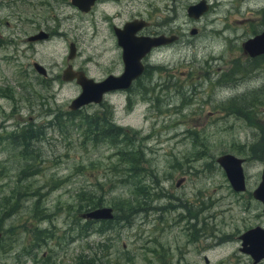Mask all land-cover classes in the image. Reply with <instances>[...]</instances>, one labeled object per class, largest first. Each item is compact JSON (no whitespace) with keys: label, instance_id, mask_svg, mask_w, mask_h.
I'll list each match as a JSON object with an SVG mask.
<instances>
[{"label":"rangeland","instance_id":"obj_1","mask_svg":"<svg viewBox=\"0 0 264 264\" xmlns=\"http://www.w3.org/2000/svg\"><path fill=\"white\" fill-rule=\"evenodd\" d=\"M38 1L0 0V264H78V255L100 264H220L236 243L219 239L255 225L260 211L248 202L264 166V59H240L239 45L260 30L264 0H217L198 36L150 59L136 91L104 96L73 123L66 113L79 88L61 80L66 66L98 78L119 62L85 28L74 30L77 39L66 27L26 42L42 20ZM83 115L121 131L90 142ZM27 126L39 137L18 144L11 136ZM224 154L244 159L243 194L215 161ZM89 199L118 223L79 234Z\"/></svg>","mask_w":264,"mask_h":264},{"label":"flooded vegetation","instance_id":"obj_2","mask_svg":"<svg viewBox=\"0 0 264 264\" xmlns=\"http://www.w3.org/2000/svg\"><path fill=\"white\" fill-rule=\"evenodd\" d=\"M38 2V5L42 7L41 10L43 11L42 20L34 21V23L37 24L33 27L36 33L29 37L42 33L45 35V39L43 40H46L53 35L52 30L55 31V35L57 36L59 34V29H65L67 27L68 30H72L68 33L74 34V30L85 28L90 30L91 38H100L98 43H108L114 48L120 69L118 71L106 70L104 74L98 78L91 77L94 82H99L109 75L119 76L122 74V46L128 44L132 47L130 52L134 53L138 44H142L145 39L161 41L160 44L150 47L140 58L139 64L142 68L141 72L131 82L128 88L106 93V95L112 93H123L128 95L137 90V85L141 83V79L145 75L151 74V72H149V61L155 55H159L160 49L186 46L194 36L196 37L200 34L201 29L199 27L206 22L207 16L213 12L216 13L213 4L216 3L217 0H40ZM2 5H7V3H1L0 6ZM198 11L201 12L198 13ZM196 14L197 16H192ZM15 20L22 26L25 25V21L19 20L18 17H15ZM48 24L52 25L48 27ZM258 24L261 27L260 30L252 31L251 34L248 35V38L246 37L239 45L241 54L239 58L247 62L264 59V53L250 57L242 46L246 40L261 33L264 29V18H261ZM41 25H45L43 30L40 28ZM5 27L12 30L15 25L5 23ZM29 37H27V39ZM27 39L26 42H28ZM76 39L75 41H77ZM39 41L33 40L29 43ZM67 47H73L75 49L73 42H69ZM33 63L36 62L31 63V68ZM75 71L77 72L78 70ZM153 84L159 86L158 81ZM241 159L244 162V159ZM243 184L244 190L242 194L245 191L244 174ZM250 202L253 203L254 206L260 207L258 213H255L254 209L251 215V217L257 218L258 222H256L255 225H249L243 227L241 230H237V234L234 236L219 239V242L224 244L236 243L235 247H232L227 256L220 261V264H264V255L257 259L256 256L252 255L250 252L253 251V254H258L259 250H253L249 247L247 242H245L246 245L243 246L244 243L241 240L242 234L256 227L264 231L262 205L253 198L248 204Z\"/></svg>","mask_w":264,"mask_h":264},{"label":"water","instance_id":"obj_3","mask_svg":"<svg viewBox=\"0 0 264 264\" xmlns=\"http://www.w3.org/2000/svg\"><path fill=\"white\" fill-rule=\"evenodd\" d=\"M199 12L201 11H198V13ZM197 14L192 16H197ZM43 39H45V35L38 33L33 37H29L27 41L31 42L33 40L39 41ZM160 42V40L145 39L142 44H138V47L135 48L134 53L130 52L132 47H130L128 44L126 46H122V74L119 76L109 75L99 82H94L91 78L86 77L83 72L73 71L70 66H67L62 72L61 80L63 82L73 81L79 87V93L69 102L68 110L73 112L90 104H99L106 93L128 88L131 82L141 72L142 68L139 64L140 58L147 52V50H149L150 47L158 45ZM242 46L250 57L263 54L264 29L260 34L246 40ZM74 54V48L68 47L67 60H71L74 57ZM32 68L37 74L41 76L46 75L45 70L37 63H33ZM215 161L222 169L231 190L233 192H242L244 190L242 173L243 160L229 154H224L217 157ZM251 195L254 200H257L261 203L264 214V166L262 167L260 173V181ZM79 217L83 220L89 221H109L113 217V212L111 208L99 207L82 213L79 215ZM241 240L244 243L243 246H245V242H247L250 248L255 251L259 250L258 254H253V251L250 252L252 255H255L257 259L264 255V231L260 228L256 227L252 230L246 231L241 235Z\"/></svg>","mask_w":264,"mask_h":264},{"label":"trees","instance_id":"obj_4","mask_svg":"<svg viewBox=\"0 0 264 264\" xmlns=\"http://www.w3.org/2000/svg\"><path fill=\"white\" fill-rule=\"evenodd\" d=\"M80 111L81 110H77L74 112L70 111L66 113V118L68 119L67 123H73L71 119H73L74 115H77ZM95 119H98V118H96V116L90 117L86 115H83V117L81 118V120L84 122V126H83L84 136H86L85 138H87L90 142H92L93 140L108 142L110 138L111 139L116 138L115 131L117 132L121 131L119 128L114 127V125L107 124V122L104 120L97 121ZM38 137H39V134L36 133L33 129H31L30 126L22 127L20 131L15 132L11 136V138L13 140H16L18 144H23L25 146L26 144L29 143V140L33 138L37 139ZM84 198L86 197H84L83 195L81 199H84ZM118 204L120 205V207H117V208H121L122 206H124L122 205L121 202ZM100 205H101L100 200L94 201L92 199H89L88 203H86L84 206H80L79 209L81 210L78 212H81V213L78 214V218H79V215L82 214V212L85 213L87 211L99 208ZM83 222H84L83 225L79 228V234L85 233L88 227L94 223L98 224V227L96 228L95 231H97V233H102L104 232V230H108L106 228L110 224L118 223V219L116 216L113 215L112 219L109 221L94 222V221L85 220ZM75 261H77L78 264H100V258H96L95 256H89V255H78L75 257Z\"/></svg>","mask_w":264,"mask_h":264},{"label":"bare ground","instance_id":"obj_5","mask_svg":"<svg viewBox=\"0 0 264 264\" xmlns=\"http://www.w3.org/2000/svg\"><path fill=\"white\" fill-rule=\"evenodd\" d=\"M113 212V211H112Z\"/></svg>","mask_w":264,"mask_h":264}]
</instances>
